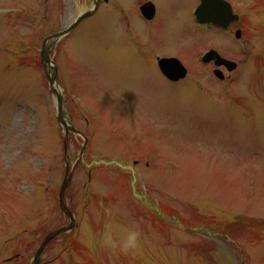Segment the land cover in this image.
Instances as JSON below:
<instances>
[{"label":"rangeland","instance_id":"1","mask_svg":"<svg viewBox=\"0 0 264 264\" xmlns=\"http://www.w3.org/2000/svg\"><path fill=\"white\" fill-rule=\"evenodd\" d=\"M230 1L249 45L229 33L193 35L188 14L195 0H158L153 22L132 20L141 48L188 60L191 77L177 85L137 62L131 42L121 52V41L131 37L109 18L99 27L94 19L83 23L53 49L62 85L89 118L76 103L67 111L93 144L64 199L79 233L52 241L41 264H236L224 251L264 264V0ZM88 6L83 0H0V264H31L41 241L69 223L58 207L65 135L56 98L37 51L14 58L4 48L39 49ZM198 41L236 62L243 56L238 46L249 47L250 60L234 73L231 90L207 70L194 76L191 60L199 48L188 47ZM82 145L69 135L70 168ZM91 156L119 165L138 160L141 167L130 171ZM88 194L94 195L84 206ZM109 213L121 228H138L137 250L102 245Z\"/></svg>","mask_w":264,"mask_h":264},{"label":"flooded vegetation","instance_id":"2","mask_svg":"<svg viewBox=\"0 0 264 264\" xmlns=\"http://www.w3.org/2000/svg\"><path fill=\"white\" fill-rule=\"evenodd\" d=\"M83 1L86 2V4L89 3L88 9H90L93 4V0H83ZM98 1H99V7L96 13L94 14L93 18H91V19H94L92 24L97 23L96 25L97 27L102 26V23L109 22L107 20V18H109L110 22H112L115 25V27L121 34L131 37L129 41H121L120 46H119L120 51L124 52L126 50L124 47L128 44V42H131V44L134 46V49L130 51L133 58H135L137 62L142 63L145 66L149 65L150 71L155 73L159 78H161L160 72L157 68V61L159 59L177 58L181 60L185 66L186 64L189 63L185 57H178V56H174L171 54H160L155 51L154 47H150L149 49H143L140 47L141 43L138 42L136 38L137 35L135 34V31L132 27L131 22L132 20H136L140 24H144V25L147 23L153 22L157 17L158 0L157 1L155 0H98ZM194 5L195 3L189 9V12L193 9ZM144 7L149 8L147 12L150 13L152 11L153 18L151 20H147L142 15V10ZM146 17H149V15H147ZM189 20L194 25L193 35L202 37L201 28L198 27L193 22V19L191 17H189ZM197 28L200 30L199 32H197ZM206 31H209V32L211 31L214 34L218 33L217 29L210 27V26L206 27ZM188 48H199V50L195 52V55H194L195 59L191 60L193 63H196L194 66L195 67L194 71H196L197 68L198 69L203 68V65L201 62L203 53L206 51L212 50V49L217 50L218 47L211 45V44L203 45L201 41H198L197 43L193 45H189ZM206 70L208 72L213 71L212 64L207 65Z\"/></svg>","mask_w":264,"mask_h":264},{"label":"clouds","instance_id":"3","mask_svg":"<svg viewBox=\"0 0 264 264\" xmlns=\"http://www.w3.org/2000/svg\"><path fill=\"white\" fill-rule=\"evenodd\" d=\"M110 219L105 222L104 230L101 235V243L105 248L113 251L128 253L138 249L141 232L137 227L121 228L113 219L111 213L108 214Z\"/></svg>","mask_w":264,"mask_h":264},{"label":"water","instance_id":"4","mask_svg":"<svg viewBox=\"0 0 264 264\" xmlns=\"http://www.w3.org/2000/svg\"><path fill=\"white\" fill-rule=\"evenodd\" d=\"M203 1V4L204 3H207L209 2V0H202ZM60 35H56L54 36L53 38H58ZM48 50H44L43 52V56H42V61L45 63V65H49L50 64V60H49V57H48ZM172 64H168L167 66H170V73H171V80H177L180 78V76H177L176 73L179 71L178 69H175L173 66H171ZM229 70H232V69H229ZM173 77V78H172ZM47 79H48V82H49V85H50V88L51 90L53 91V86H54V81H55V75L54 74H47ZM70 181V178L67 179L62 187V190H61V193H60V206H61V209L65 212V214L67 216H69V218L71 219L72 223L71 225L68 227V228H65V229H62L60 231H57V232H54L52 234H50L46 240L44 241L42 247L39 249V251L37 252L35 258H34V263L33 264H38V259H39V256L43 250V248L45 247V245L50 241L52 240L55 236L61 234V233H64V232H67L68 230H70L72 228V224H73V218L71 216V214L65 209L64 205H63V201H62V198H63V192L65 190V188L67 187L68 185V182Z\"/></svg>","mask_w":264,"mask_h":264}]
</instances>
